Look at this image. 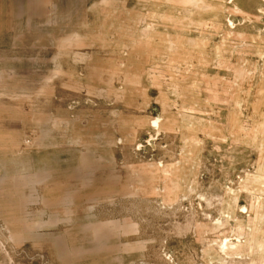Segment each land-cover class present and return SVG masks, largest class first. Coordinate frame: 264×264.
<instances>
[{
    "label": "rangeland",
    "instance_id": "1",
    "mask_svg": "<svg viewBox=\"0 0 264 264\" xmlns=\"http://www.w3.org/2000/svg\"><path fill=\"white\" fill-rule=\"evenodd\" d=\"M0 264H264V0H0Z\"/></svg>",
    "mask_w": 264,
    "mask_h": 264
}]
</instances>
